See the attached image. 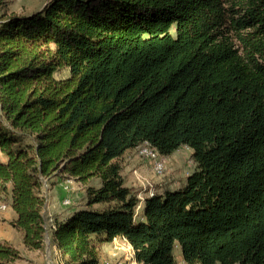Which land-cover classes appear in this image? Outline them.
<instances>
[{"label":"trees","instance_id":"trees-1","mask_svg":"<svg viewBox=\"0 0 264 264\" xmlns=\"http://www.w3.org/2000/svg\"><path fill=\"white\" fill-rule=\"evenodd\" d=\"M144 145L187 146L194 170L136 222L121 172ZM0 153L10 226L32 251L49 226L57 264H99L117 238L137 264H176V242L185 264H264V0H50L3 15ZM60 176L85 206L48 224L41 180ZM20 259L0 243V264Z\"/></svg>","mask_w":264,"mask_h":264},{"label":"rangeland","instance_id":"rangeland-1","mask_svg":"<svg viewBox=\"0 0 264 264\" xmlns=\"http://www.w3.org/2000/svg\"><path fill=\"white\" fill-rule=\"evenodd\" d=\"M48 1L50 0H0V19L3 15L28 16L40 10ZM67 76H68L67 70H61L54 74V77L56 79H64V78H67ZM145 148L146 147L139 146L136 149L137 152H133V157L137 161L140 160L144 163V165H147L148 170H149V177L145 178L146 180H142L140 178L141 188H133L136 191L137 189H140L138 191L137 196H139L140 198H144V197L149 198L150 197L149 195H153L156 193L159 195H163L167 191L173 192L175 190L183 188L186 184L187 177L194 170V163L191 158L192 150L188 148L187 146H181L176 151H174L172 154L168 156H160L158 154V160L160 162L159 164V163H155L154 159L145 158L146 157L145 151H144ZM153 162L155 163V165L160 166L162 174L159 173L160 174L159 175L156 173L155 168H153ZM122 172H124L123 168H122ZM134 174L137 176L136 171H134ZM58 179L62 182H65V180H67L68 177L60 176L57 179H51L47 182L48 188L46 191L43 190V197L45 199L44 206L45 204L47 205L49 201V197H50V192L53 189V186L56 184ZM99 183L100 182L98 179H94L92 180L91 185L98 187ZM153 186H155L156 192L153 191ZM63 193L65 196L60 201L61 205L63 208L69 210L70 208L72 209V208L78 207L80 203H82L84 187L76 183L72 179V184L70 185L69 191L66 192L63 190ZM144 193L146 195L142 196V194ZM66 199L69 200L68 204L64 203ZM4 203L7 205L5 201ZM143 208H144V204L141 206L139 210H136V215H135L136 222L141 221L142 215H143ZM67 210H64V211L66 212ZM50 213L52 216L51 219H55V216L59 217L61 215L55 212H50ZM43 216H45L44 212H43ZM17 234L19 235L21 239L22 238L21 234L19 232ZM48 238L50 239L49 235H48ZM13 242H14L15 248H19L18 241L14 239ZM47 245H48V242H47ZM173 255H174L176 264H182V252H181V247L178 242L175 243V246L173 249ZM39 258H40L39 256L37 257L31 256L30 254H27L24 251H22L21 259L16 261L15 264H38L36 260H38ZM100 264H103V261L100 262Z\"/></svg>","mask_w":264,"mask_h":264},{"label":"crops","instance_id":"crops-1","mask_svg":"<svg viewBox=\"0 0 264 264\" xmlns=\"http://www.w3.org/2000/svg\"><path fill=\"white\" fill-rule=\"evenodd\" d=\"M133 152H137V150L127 152L124 155V160H123L124 172H122L121 175L123 177L126 187L141 188L140 180L141 179L146 180L145 178L149 177V170H148L147 165H144L142 161L140 160L137 161L133 157ZM0 160H3L1 153H0ZM134 171H136L137 176L134 174ZM62 189H63V182L58 179L56 184L53 186V189L50 192L49 201L47 205L45 204L44 209H43V212L45 214L44 218L48 222V224H49V221L52 220L51 219L52 216L50 212L61 214L59 217L55 216V219L62 220V219H65L70 214H72L73 212L84 208L85 206V192H84L83 201L82 203H80L78 207L72 208V209L70 208L69 210L63 208L60 202L62 198L65 196ZM139 190L140 189H137V191ZM153 191L156 192L155 186H153ZM145 195H146L145 193L142 194V196H145ZM149 196H152V195H149ZM145 198L146 197L144 198L138 197V199L140 200L138 210L143 205ZM64 210H67V211L65 212ZM13 218H14V212L10 208L7 211L1 213L0 215V243L7 242L14 246L13 240L15 239L18 241V245H19V248H16V249H18L21 252L24 251L25 253L30 254L31 256L40 257L38 260H36L38 264H45L49 261L56 262L58 251L55 247V242L53 238L51 237L49 239L48 245H47V242H45V247L42 250H36V251L27 250L24 248L22 244V238L20 239L19 235L17 234L18 231L12 228L9 224ZM115 243L125 244L128 242L125 241L124 239L117 238V239H114L112 243L102 246L99 264L102 261L103 263L109 261L112 264H137L136 261L134 260L133 251L130 245H129V259H128L127 257L124 256L123 252L113 250V246ZM182 264H185L183 260H182Z\"/></svg>","mask_w":264,"mask_h":264},{"label":"built area","instance_id":"built-area-1","mask_svg":"<svg viewBox=\"0 0 264 264\" xmlns=\"http://www.w3.org/2000/svg\"><path fill=\"white\" fill-rule=\"evenodd\" d=\"M145 158L146 159H150V156L145 157ZM153 168H157V166L155 165L154 162H153ZM41 182H42V185H43L42 186L43 187V190L46 191L47 188H48L47 181L41 180ZM71 184H72V179L69 178V179L65 180V182H63V190L66 191V192H68L69 189H70V185ZM138 197L139 196H137V198ZM64 203L65 204H68L69 203V200L66 199L64 201ZM138 206H139V204H137L136 209H137ZM8 208H9L8 205H6L4 202L0 201V215H1V213L7 211ZM48 228H49V226L48 227H44V230H45V241H47V242H48V239H49L48 238V235H49V233H48V230L49 229ZM113 250L123 252L124 253V256L129 259V244L128 243H125V244L115 243L114 246H113ZM57 262H58V254H57V261L56 262L49 261V262H47L45 264H57ZM103 264H112V263H110L109 261H107V262H104Z\"/></svg>","mask_w":264,"mask_h":264},{"label":"bare ground","instance_id":"bare-ground-1","mask_svg":"<svg viewBox=\"0 0 264 264\" xmlns=\"http://www.w3.org/2000/svg\"><path fill=\"white\" fill-rule=\"evenodd\" d=\"M143 147H146L145 149H144V151H145V156L146 157H148V156H150V158L151 159H154V162L155 163H159L160 164V162H159V160H158V153H157V151H155V150H153V149H151V148H148V146H143ZM157 166V168H155V171H156V173L157 174H162L161 173V168H160V166H158V165H156ZM159 174V175H160Z\"/></svg>","mask_w":264,"mask_h":264}]
</instances>
